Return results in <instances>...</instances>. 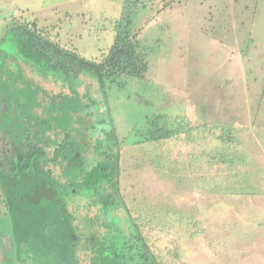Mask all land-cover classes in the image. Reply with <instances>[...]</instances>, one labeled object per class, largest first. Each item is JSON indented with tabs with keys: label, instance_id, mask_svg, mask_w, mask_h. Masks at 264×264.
<instances>
[{
	"label": "rangeland",
	"instance_id": "rangeland-1",
	"mask_svg": "<svg viewBox=\"0 0 264 264\" xmlns=\"http://www.w3.org/2000/svg\"><path fill=\"white\" fill-rule=\"evenodd\" d=\"M173 1L136 0L133 33L148 49L151 68L143 81L129 79L125 89L110 87L119 127L132 131L144 113L162 110L171 122L189 116L193 125L232 128L237 143L230 152L238 148L246 160L215 167L212 146L195 149L189 135L167 146L124 148L126 209L116 215L128 245L135 239H130L127 213L140 218L145 243L161 264H264V0ZM126 5V0H0V42L17 20L36 25L65 49L101 61ZM16 82L0 85V153L5 154L27 140L15 132L13 144L6 141L12 127L22 124L8 98L16 85L46 92L35 102L37 115L46 116L45 95L54 93L42 83ZM163 152L162 164L175 169L177 178L141 165L146 154ZM189 161L197 170L188 167ZM241 171L251 180L238 176ZM94 212L105 215L101 207ZM7 220L0 198V264H38L36 258L47 263L42 247H35L45 244L29 242V232L12 246ZM18 221L21 226L24 218ZM23 243L27 250L18 246Z\"/></svg>",
	"mask_w": 264,
	"mask_h": 264
},
{
	"label": "trees",
	"instance_id": "trees-1",
	"mask_svg": "<svg viewBox=\"0 0 264 264\" xmlns=\"http://www.w3.org/2000/svg\"><path fill=\"white\" fill-rule=\"evenodd\" d=\"M126 1L116 23L113 45L101 61L65 49L41 34L36 25L17 20L0 42V85H15L16 79H21L54 87L53 95H45L48 101L43 116L35 114V102L41 92H46L16 85L8 98L22 124L12 127L6 141H13L15 132L23 133L27 140L7 154L0 153V198L10 221V238L14 243L16 239L24 240L26 231L30 233L29 242L45 244L35 245L48 255L43 264H81L85 262L81 253L86 259L83 264H161L145 243L140 218L127 213L130 239H135V245H128L127 233L116 215L126 209L124 148L167 146L189 135L195 149L212 146L215 167L246 160L245 156L239 157L238 148L236 153L230 152L237 143L232 128L207 122L193 125L188 115L171 122L169 113L163 110L157 115L144 113L132 131L119 127L110 87L125 89L129 79L143 81L151 68L148 49L139 34L133 33L138 1ZM84 133H88L86 142L82 140ZM164 154H146L141 165L177 178L175 169L166 170L168 167L162 164ZM188 167L197 170L193 162L189 161ZM237 174L249 180L252 177L248 172ZM98 207L105 215L94 212ZM18 216L19 220L24 218L23 227L20 221L16 224ZM29 218L31 224L26 223ZM18 246L27 250L28 245Z\"/></svg>",
	"mask_w": 264,
	"mask_h": 264
},
{
	"label": "crops",
	"instance_id": "crops-1",
	"mask_svg": "<svg viewBox=\"0 0 264 264\" xmlns=\"http://www.w3.org/2000/svg\"><path fill=\"white\" fill-rule=\"evenodd\" d=\"M8 229H10V228H8ZM10 233H11V231H10Z\"/></svg>",
	"mask_w": 264,
	"mask_h": 264
}]
</instances>
